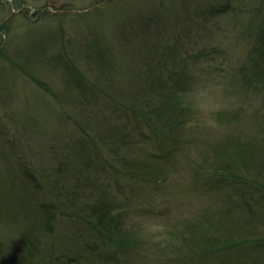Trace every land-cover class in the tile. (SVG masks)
<instances>
[{
	"label": "rangeland",
	"instance_id": "1",
	"mask_svg": "<svg viewBox=\"0 0 264 264\" xmlns=\"http://www.w3.org/2000/svg\"><path fill=\"white\" fill-rule=\"evenodd\" d=\"M263 31L264 0H0V264H264Z\"/></svg>",
	"mask_w": 264,
	"mask_h": 264
},
{
	"label": "trees",
	"instance_id": "2",
	"mask_svg": "<svg viewBox=\"0 0 264 264\" xmlns=\"http://www.w3.org/2000/svg\"><path fill=\"white\" fill-rule=\"evenodd\" d=\"M260 38H262V41L264 40V31ZM260 51L256 50L255 53L260 52L259 55L261 54V58H259L258 60H255V58H251L249 60V64L251 67L249 70L254 71L258 75L261 74L260 76H262L261 78H263L264 50L262 51L261 48ZM146 85L150 86L151 88L157 89L163 87V84H161V82L156 79L150 80V82H148ZM131 93L132 92H126V97L123 98L122 102V106L128 112H134L136 116L142 115L143 117H146L147 113H149V115L155 114L159 119H162V122L169 121L165 120L169 119V113L165 111L167 110V107L164 108V106L167 105L169 99L171 98H167L161 94H158V99L156 101H152L146 98H144L142 101L137 96H132ZM138 102H140V104L138 108H136L135 103ZM23 172L25 176L28 177L35 185L40 188L42 187L41 182L36 181L37 179L35 178L34 173L31 170H28L26 169V167H24ZM60 175L61 173L59 172L57 179L51 181L53 183V189L51 187L50 189H52L51 191H54L55 194H57L59 190L64 194L61 198L62 201L59 199L60 204L57 203L58 205L56 206L57 208H60L62 216L79 218L84 221L83 223L85 225L92 228L94 227L98 233H101L99 227L104 229L109 228V217H111L110 207L105 205L95 194H93V192L87 190L84 186H81V184L77 185L75 183H71L68 180L69 177L66 178L65 174L63 176ZM75 181L77 183V180Z\"/></svg>",
	"mask_w": 264,
	"mask_h": 264
}]
</instances>
